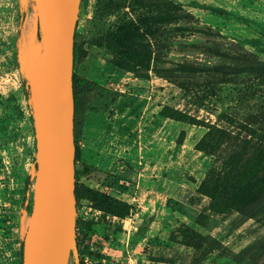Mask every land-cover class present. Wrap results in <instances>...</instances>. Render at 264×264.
Masks as SVG:
<instances>
[{
	"label": "rangeland",
	"instance_id": "obj_1",
	"mask_svg": "<svg viewBox=\"0 0 264 264\" xmlns=\"http://www.w3.org/2000/svg\"><path fill=\"white\" fill-rule=\"evenodd\" d=\"M95 1L85 0L76 26L86 56L73 70L95 85L77 118L80 128L73 129L79 150L75 173L79 171L80 183L131 208L117 218L85 200L76 204L79 259L84 264H190L193 250L170 239L175 228L185 224L221 241L222 247L199 264H234L233 253L264 235V216L234 222L229 229L232 216L224 221L211 216L204 226L195 224L208 204L196 187L214 163V157L196 150L195 144L211 126L229 131L240 142L255 143L264 131V123H248L254 114L261 119L264 84L244 73L233 72L223 81L208 72L216 66L238 68L233 56L241 51L264 61V0H171L192 15L191 25H172L165 36L167 46L152 47L159 60L134 72L116 64L103 47L89 43L127 17L96 20ZM35 13L33 0H0V50L11 55L20 30V59L25 24L36 37L39 33ZM197 28H209V33ZM179 64L201 69L180 71ZM13 71L0 64V262L7 264L21 261L34 174L33 128L21 83L24 69ZM84 166L87 174H81Z\"/></svg>",
	"mask_w": 264,
	"mask_h": 264
},
{
	"label": "trees",
	"instance_id": "obj_2",
	"mask_svg": "<svg viewBox=\"0 0 264 264\" xmlns=\"http://www.w3.org/2000/svg\"><path fill=\"white\" fill-rule=\"evenodd\" d=\"M127 1H95L94 19L101 20L119 14L127 15V17L121 18L114 28L106 30L99 37L90 39L89 43L103 47L105 51L113 55L116 64L127 71L134 72L139 68L147 70L152 60H159L152 47H166L167 38L165 36L171 31V26L191 25L193 17L171 0H129L128 3ZM84 5L86 2L82 0L81 7ZM180 27L182 26H178ZM195 31L207 34L209 28H197ZM77 37L78 34L75 31L73 67L86 56L82 46L83 41L79 42ZM37 38H39V33ZM0 56L3 57L0 64L7 72L12 73L13 70L19 68L15 46L11 50V55L0 50ZM233 59L240 64L238 68L216 66L208 72L213 77H223V81H226L233 72L244 73L258 83L264 84V61L258 60L254 54L242 51L236 52ZM177 69L200 71L201 68L179 64ZM21 83L24 85V82ZM94 85V82L81 77L73 70L74 128L78 130L80 124L77 118L86 110L90 101L89 94L93 91ZM260 118L259 121L256 114L251 115L248 123H264V110ZM248 131L256 135L253 128H249ZM257 136L255 143L253 140L240 142L229 131L211 126L197 141L195 149L212 155L214 163L196 187V192L208 201L205 212H200L196 216L194 220L196 225L204 226L211 216L222 221L232 216L233 218L227 224L229 229L236 226L234 222L242 223L247 219L264 216V131ZM182 137L183 132L181 131L177 139L178 143L181 142ZM78 153L76 146L75 161ZM88 172L89 169L84 166L81 174ZM75 179L74 194L77 206L85 200L104 215L117 218H124L128 215L130 204L80 183L79 171H76ZM76 224L78 227L79 220ZM89 224L90 222H85V225ZM170 239L193 250L194 256L190 264H199L209 253L222 247L218 238L202 235L185 224L178 225L170 234ZM76 241L79 247L82 244L79 233ZM231 260L234 264H264V235L233 253ZM79 262L84 264L81 257ZM0 264L7 263L0 262Z\"/></svg>",
	"mask_w": 264,
	"mask_h": 264
},
{
	"label": "water",
	"instance_id": "obj_3",
	"mask_svg": "<svg viewBox=\"0 0 264 264\" xmlns=\"http://www.w3.org/2000/svg\"><path fill=\"white\" fill-rule=\"evenodd\" d=\"M39 38L24 66L34 138L30 212L21 244V264H80L76 241L74 35L82 0H36ZM30 190L25 193L27 205Z\"/></svg>",
	"mask_w": 264,
	"mask_h": 264
},
{
	"label": "bare ground",
	"instance_id": "obj_4",
	"mask_svg": "<svg viewBox=\"0 0 264 264\" xmlns=\"http://www.w3.org/2000/svg\"><path fill=\"white\" fill-rule=\"evenodd\" d=\"M33 2L37 13V26H38V32L40 34L39 25H38V5L36 0H33ZM32 28L33 27H31V25L25 24L23 36L20 42V60L24 66H26L29 63V61L35 54L38 46V38L36 37V33L34 32V30H32Z\"/></svg>",
	"mask_w": 264,
	"mask_h": 264
}]
</instances>
